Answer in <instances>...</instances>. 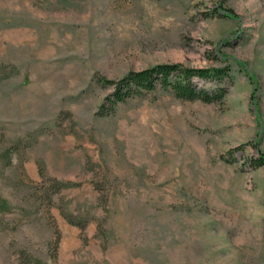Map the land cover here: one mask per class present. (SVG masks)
I'll return each instance as SVG.
<instances>
[{"label": "rangeland", "instance_id": "1", "mask_svg": "<svg viewBox=\"0 0 264 264\" xmlns=\"http://www.w3.org/2000/svg\"><path fill=\"white\" fill-rule=\"evenodd\" d=\"M161 63L228 93L111 108ZM257 148L264 0H0V264H264Z\"/></svg>", "mask_w": 264, "mask_h": 264}, {"label": "trees", "instance_id": "2", "mask_svg": "<svg viewBox=\"0 0 264 264\" xmlns=\"http://www.w3.org/2000/svg\"><path fill=\"white\" fill-rule=\"evenodd\" d=\"M221 12L227 18L237 19L238 17L232 10L225 9ZM229 70V67L195 69L180 63H161L140 71H131L114 83L115 93L113 99H110V106L114 108L119 102H124L128 98L144 92H152L157 87L170 90L176 97L184 100H200L205 103L220 102L228 93L226 87L221 84L230 79ZM196 80L214 82L218 86L209 90L200 87ZM242 148L243 145L235 149ZM258 152L260 156L256 160V165L262 166L264 165V156L259 150Z\"/></svg>", "mask_w": 264, "mask_h": 264}]
</instances>
